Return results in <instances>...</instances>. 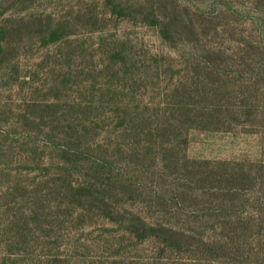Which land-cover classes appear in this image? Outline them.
Returning <instances> with one entry per match:
<instances>
[{"label":"rangeland","instance_id":"374dc122","mask_svg":"<svg viewBox=\"0 0 264 264\" xmlns=\"http://www.w3.org/2000/svg\"><path fill=\"white\" fill-rule=\"evenodd\" d=\"M0 264H264V0H0Z\"/></svg>","mask_w":264,"mask_h":264}]
</instances>
